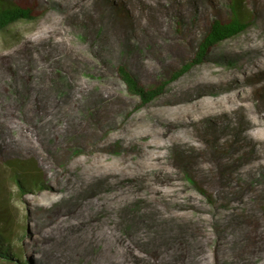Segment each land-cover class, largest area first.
I'll return each instance as SVG.
<instances>
[{"label": "rangeland", "instance_id": "374dc122", "mask_svg": "<svg viewBox=\"0 0 264 264\" xmlns=\"http://www.w3.org/2000/svg\"><path fill=\"white\" fill-rule=\"evenodd\" d=\"M9 1L35 17L0 32V201L22 261L264 264V0H244L251 26L139 109L116 67L149 87L189 61L199 6L193 24L191 0ZM15 158L45 187L19 197Z\"/></svg>", "mask_w": 264, "mask_h": 264}, {"label": "trees", "instance_id": "16d2710c", "mask_svg": "<svg viewBox=\"0 0 264 264\" xmlns=\"http://www.w3.org/2000/svg\"><path fill=\"white\" fill-rule=\"evenodd\" d=\"M220 5L225 8L228 21L224 22L220 17L221 7L215 5L214 0H191L194 6V17L191 23H196L197 13L201 9L203 16L207 20V24L203 30V35L200 39L195 40L191 45L192 58L181 64L174 70L166 71L165 74L155 78L153 85L145 87L141 85L138 76L123 64H119L115 73L120 79L127 93L135 101L134 109H139L147 106L154 99L159 97L166 87L187 73L191 68L200 65L209 60L208 52L216 47L221 42L232 39L244 31H246L255 21V13H250L244 4V0H222ZM215 5V6H214ZM199 6V10L197 9ZM119 7V8H117ZM113 14H124L123 5H112ZM212 12V14H211ZM179 15L175 17L178 22ZM35 17L29 8H22L12 4L9 0H0V32L4 31L12 24L21 21H32ZM182 28L184 25L180 22ZM127 44V43H126ZM263 76V75H262ZM264 91V88H263ZM262 102L264 101V92L260 94ZM211 125L207 124V130L211 129ZM224 128L226 126H223ZM247 125L242 116L238 117V125L233 127L234 139H241V133L245 131ZM233 147V146H232ZM75 152V151H74ZM172 161L183 173L184 178L191 185L197 186L194 182L190 170L191 160L184 156L179 148L172 149ZM7 169L11 174V179L18 191V196L23 197L30 193L32 188L41 190L45 184L39 181V176L35 172V166L32 163L21 161L18 158L6 161ZM2 197V192L0 190ZM9 198H2L0 201V259L6 262H14L20 264H28L22 261V250L17 247L18 239H23L20 234L23 233L19 227H13V221L7 214V205Z\"/></svg>", "mask_w": 264, "mask_h": 264}]
</instances>
